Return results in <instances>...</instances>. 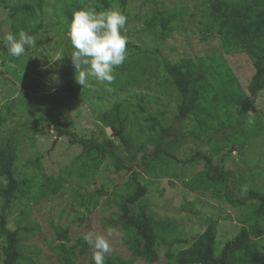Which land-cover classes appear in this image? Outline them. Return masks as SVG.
<instances>
[{
	"label": "rangeland",
	"instance_id": "1",
	"mask_svg": "<svg viewBox=\"0 0 264 264\" xmlns=\"http://www.w3.org/2000/svg\"><path fill=\"white\" fill-rule=\"evenodd\" d=\"M5 1L19 4L31 0ZM44 1L43 14L34 19L44 24L34 35L36 45L26 48L25 55L19 58L8 53L4 37L12 32L13 23L0 4V146L8 147L15 155L14 176L27 190L25 196L17 193L5 209L7 227L20 228L17 250L21 257L17 264H60L59 244L63 242L69 247L83 241L89 232L108 237L112 251L106 256L122 258L127 264H148L134 257L122 243L120 227L104 224L116 213L119 199L114 193L125 191L130 172L115 170L108 155L102 157L95 149L82 148L66 136H57L55 128L67 126L79 137L99 142L112 140L121 153H126L125 146L112 135L103 119L104 113L119 104L125 118V133L133 145L145 144L149 149L154 132L142 107L163 126H169L181 100L163 69L165 60L190 57L217 70L224 62L234 79L229 89L244 92L254 72L251 60L242 50L226 53L211 36L208 0H128L124 7H119L127 17L128 42L147 48L149 53L138 57L126 46L127 59L114 69L113 82L101 84L93 79L84 87L76 80L68 31L53 27L55 14L60 13L64 0ZM154 10L176 15L168 34L162 36L157 28L149 30L144 26L142 16ZM155 48L157 51H153ZM58 55L62 56L56 58ZM255 105L258 112L241 118L225 108L222 115L209 122L214 133L204 137L206 141L200 146L189 141L199 127L188 117L178 134L189 142L174 151L177 160H150L140 173L147 188L143 198L148 209L157 219L172 222L181 237L191 241L210 220L218 221L215 255L245 221H252L249 203H228L219 185L189 191L182 182L205 164L201 160L194 164L181 160L199 150L214 163L231 170L240 180L242 192L253 188L264 194V90L258 93ZM221 124L224 129L219 127ZM230 127L233 132L228 131ZM200 135L203 138L202 131ZM4 186L0 176V213ZM186 204L194 212L185 209ZM63 229L67 230V241L59 235ZM183 247L184 244H174L170 251L174 254ZM258 247L260 252L264 250V237L258 240ZM158 248L157 264H172L173 258L166 260L163 246ZM74 250L76 264H93L89 254L79 253L78 245Z\"/></svg>",
	"mask_w": 264,
	"mask_h": 264
},
{
	"label": "trees",
	"instance_id": "2",
	"mask_svg": "<svg viewBox=\"0 0 264 264\" xmlns=\"http://www.w3.org/2000/svg\"><path fill=\"white\" fill-rule=\"evenodd\" d=\"M208 1V31L211 36L219 41L226 53L242 50L251 60L254 72L246 86V92L239 88L235 91L229 89L234 79L224 62L219 64L217 70L190 57H182L175 61L165 60L163 69L179 92L181 100L176 107L173 124L169 126H163L154 114L146 112L142 107L141 111L146 113L145 118L150 123L149 128L154 132L149 140L151 143L149 149L145 144L133 145L125 133V118L120 113L119 104H115L110 112L104 113L103 119L112 130V135L125 146L126 153H121L112 140L99 142L93 138L79 137L67 126L64 129L55 128L57 136H66L72 144H78L82 148L95 149L102 157L108 155L113 160L115 170L125 169L130 172L125 183V191L114 193L119 199L117 211L107 218L104 224L107 227H120L123 230L122 243L134 257H139L148 264H157L160 260L159 245L165 249L166 260L173 258L172 264H264V250L260 252L258 247V240L264 237V194L253 188H247L242 192L238 177L224 165L214 163L213 159L203 152L198 150L189 158L181 160L186 164H194L201 160L205 164L202 170L183 181V186L191 192H197L201 188L208 189L209 186L219 185L223 187L224 198L228 203L237 206L249 203L247 209L253 216L252 221H245L231 238L224 241L217 255L214 254L218 224L216 219L210 220L201 233L188 241L187 238L180 236L172 222L157 219L143 198L147 188L139 177L150 160H177L174 151L189 141L199 146L203 145L206 141L204 137H212L210 135L214 133L209 122L222 115L225 108L233 110L237 118L259 111L255 102L258 93L264 90V0ZM127 2L128 0H64L60 13L55 14L56 22L53 27L66 33L74 11L86 7L95 8L97 11L107 10L114 5L124 7ZM44 3V0H31L10 4L0 0L3 11L12 20V33L23 30L32 36L38 34L44 26L34 21L36 16L43 14ZM142 17L147 29L157 28L163 36L168 34L170 24L176 15L154 10ZM126 46L138 57L149 53L147 48L130 42ZM153 51H157V48ZM188 117L193 118L196 127H199L198 132H192L189 141L178 134L183 121ZM219 127L224 129L227 126L224 123V127L222 124ZM200 131L204 134V139ZM228 131L233 132L232 127ZM228 131L224 133L226 136ZM206 132L208 133L205 134ZM7 149L6 146H0V176L5 181V186L1 190L4 202L3 212L0 213V264H17L21 257L17 250V235L20 228L7 227L5 209L17 193L25 196L27 190L21 186L22 181L14 176L15 155ZM184 208L194 212L187 204ZM59 235L66 241L69 239L66 229ZM174 244H184L185 247L173 254L170 250ZM77 245L79 253L89 254L92 258V247L86 241L78 240L69 247L61 242L58 248L60 264H76L74 248ZM127 263L122 258L106 256V264Z\"/></svg>",
	"mask_w": 264,
	"mask_h": 264
},
{
	"label": "clouds",
	"instance_id": "3",
	"mask_svg": "<svg viewBox=\"0 0 264 264\" xmlns=\"http://www.w3.org/2000/svg\"><path fill=\"white\" fill-rule=\"evenodd\" d=\"M126 23L118 5L101 11L86 7L72 13L68 37L74 51L70 56L80 85L86 87L93 79L101 84L114 81V69L127 59ZM4 40L9 55L17 58L36 45V37L23 30L7 33ZM83 239L91 244L93 264H106V255L112 251L108 237L89 232Z\"/></svg>",
	"mask_w": 264,
	"mask_h": 264
},
{
	"label": "bare ground",
	"instance_id": "4",
	"mask_svg": "<svg viewBox=\"0 0 264 264\" xmlns=\"http://www.w3.org/2000/svg\"><path fill=\"white\" fill-rule=\"evenodd\" d=\"M251 198V197H250ZM237 200V199H236ZM207 231V230H206ZM200 260V259H199Z\"/></svg>",
	"mask_w": 264,
	"mask_h": 264
},
{
	"label": "water",
	"instance_id": "5",
	"mask_svg": "<svg viewBox=\"0 0 264 264\" xmlns=\"http://www.w3.org/2000/svg\"><path fill=\"white\" fill-rule=\"evenodd\" d=\"M1 77H3V76L1 75Z\"/></svg>",
	"mask_w": 264,
	"mask_h": 264
}]
</instances>
